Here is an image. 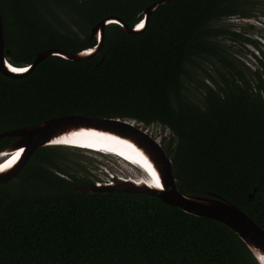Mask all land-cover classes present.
I'll return each mask as SVG.
<instances>
[{"label": "trees", "instance_id": "trees-1", "mask_svg": "<svg viewBox=\"0 0 264 264\" xmlns=\"http://www.w3.org/2000/svg\"><path fill=\"white\" fill-rule=\"evenodd\" d=\"M158 1L0 0L6 57L22 67L45 50L92 48L101 20L134 27ZM249 1L174 0L140 34L106 26L101 50L85 61L49 56L21 77L0 73V133L72 115L163 126L179 191L216 194L264 228V62L238 70L219 42L233 32L216 26L248 17ZM199 57L228 67L222 82L204 84L200 104L187 87ZM16 140L1 138L0 154ZM65 149L36 150L0 185V264H259L220 222L148 194L79 190L95 181L70 171Z\"/></svg>", "mask_w": 264, "mask_h": 264}, {"label": "water", "instance_id": "water-1", "mask_svg": "<svg viewBox=\"0 0 264 264\" xmlns=\"http://www.w3.org/2000/svg\"><path fill=\"white\" fill-rule=\"evenodd\" d=\"M172 1L174 0H160L149 6L143 12L144 18L142 21L134 27L128 26L119 17H106L91 30V38H96L97 40L96 46L78 53H65L59 50L39 52L32 65L22 66V68L28 69L26 72L12 71L14 67L10 65L11 63L6 57L8 51H5L4 26L0 12V73L10 78L21 77L33 71L40 62L49 56H59L70 61H85L98 54L101 50L106 26L116 24L128 34H140L147 28L148 20L152 12L160 5ZM85 132L97 135V138L100 140L109 139L112 144H110L109 148L105 147L106 149L115 151L113 148H118L122 145L121 147L126 152L147 158L154 170L157 171L156 175H154L152 171L148 172V169L146 170L144 168L146 173L151 175V179L149 180L152 183L160 182L159 185L161 188L154 184L149 185L147 182L141 183L146 176L140 177L139 179L116 176L112 182H98L80 186L78 188L79 190L90 193L111 191L143 193L158 197L164 203L177 207L188 214L209 218L224 224L238 235L251 251L256 261L259 264H264V228L256 224L240 208L216 194L210 193L204 197L182 194L176 184L172 160L167 155L162 144L149 135L147 130L142 128L141 124L132 120L96 119L72 115L50 119L37 125L0 133V139L3 137L17 138L14 144L0 154L1 157L7 153L14 152L16 149L20 151L16 162L7 170L0 171V185L8 184L15 180L34 152L43 147L63 146L88 149L91 152H106L104 150L94 149V146L84 144H81L84 145L81 146L79 142L68 141L72 136L80 133L85 134ZM102 148L104 147L102 146ZM115 153L120 154L118 151H115ZM255 194L256 191L249 196V199L252 200Z\"/></svg>", "mask_w": 264, "mask_h": 264}, {"label": "rangeland", "instance_id": "rangeland-1", "mask_svg": "<svg viewBox=\"0 0 264 264\" xmlns=\"http://www.w3.org/2000/svg\"><path fill=\"white\" fill-rule=\"evenodd\" d=\"M245 10L250 13L248 17L244 18L240 15L230 17L218 22L216 26L233 32L219 40L227 60L232 62L238 70L250 73L261 67V62H264V0L247 2ZM62 18L67 20L63 15ZM193 60L196 65L192 67L193 81H187L190 91L188 96L200 104L203 103L204 84L214 87L215 82H222L221 73H227L228 67L211 57H199ZM209 75L213 77V80L209 78ZM142 128L161 144L172 136L168 129L160 125L148 128L142 126ZM67 148L64 150V154L68 157L70 171L88 175L95 183L112 182L114 180L110 177L113 175L122 178L144 176L141 171L128 166L113 154L104 155L91 152L88 149ZM2 160L3 158L0 156V163Z\"/></svg>", "mask_w": 264, "mask_h": 264}, {"label": "bare ground", "instance_id": "bare-ground-1", "mask_svg": "<svg viewBox=\"0 0 264 264\" xmlns=\"http://www.w3.org/2000/svg\"><path fill=\"white\" fill-rule=\"evenodd\" d=\"M10 64V63H9ZM11 66H13L14 68H22V67H16L12 64H10ZM75 141V142H79L81 144L84 145H89V146H94V149H99V150H104L108 153H111L113 155H116L118 157H121V159H125L126 162L132 163L135 166H137L138 170L141 171L145 177L144 181H141V183L143 182H147L149 185L154 184L155 186H157L159 183H152L151 180V175H148L145 171L144 168H146V170L148 169L149 171H152L154 173V175H156L157 171L154 170L152 164L147 160V158H142L140 156H136L135 154H131L129 152H126L125 149L121 146H119L118 148L115 147L113 149H115V151L120 152V154L115 153V151H112L111 149H106L110 147L111 141L109 139H98L97 135L95 134H90L88 132H85V134H76L74 136H72L68 141ZM81 145V146H84ZM102 146L104 148H102ZM88 147V146H87ZM106 147V148H105ZM20 155V151L18 149H16L14 152L12 153H7L5 154L2 158L3 160L0 163V171H4L7 170L8 168H10L17 160V157ZM136 179H139L140 177H134ZM114 180V179H113ZM160 187V185L158 186ZM161 188V187H160Z\"/></svg>", "mask_w": 264, "mask_h": 264}, {"label": "clouds", "instance_id": "clouds-1", "mask_svg": "<svg viewBox=\"0 0 264 264\" xmlns=\"http://www.w3.org/2000/svg\"><path fill=\"white\" fill-rule=\"evenodd\" d=\"M95 153H100V154H104V155H106V154H111V153H108V152H104V153H102V152H95ZM114 157H117L118 159H120V160H123V162L125 163V164H127L128 166H132V168H136V169H138L137 168V166H135L134 164H132V163H129V162H126L125 161V159H121V157H118V156H116V155H113Z\"/></svg>", "mask_w": 264, "mask_h": 264}, {"label": "snow or ice", "instance_id": "snow-or-ice-1", "mask_svg": "<svg viewBox=\"0 0 264 264\" xmlns=\"http://www.w3.org/2000/svg\"><path fill=\"white\" fill-rule=\"evenodd\" d=\"M141 27H142V25H141ZM12 71L13 72H26V71H28V69L27 68H12ZM157 186H159V184Z\"/></svg>", "mask_w": 264, "mask_h": 264}, {"label": "flooded vegetation", "instance_id": "flooded-vegetation-1", "mask_svg": "<svg viewBox=\"0 0 264 264\" xmlns=\"http://www.w3.org/2000/svg\"><path fill=\"white\" fill-rule=\"evenodd\" d=\"M110 178L115 180L116 177L113 175V176H111Z\"/></svg>", "mask_w": 264, "mask_h": 264}]
</instances>
